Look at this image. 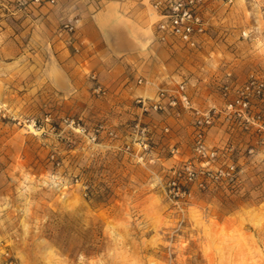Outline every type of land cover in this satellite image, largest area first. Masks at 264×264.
I'll list each match as a JSON object with an SVG mask.
<instances>
[{"label": "rangeland", "instance_id": "rangeland-1", "mask_svg": "<svg viewBox=\"0 0 264 264\" xmlns=\"http://www.w3.org/2000/svg\"><path fill=\"white\" fill-rule=\"evenodd\" d=\"M76 1L0 0V264H264V97L227 110L264 78V0L212 1L217 52L186 62L202 88L152 92L102 75ZM180 85L213 160L192 111L148 107Z\"/></svg>", "mask_w": 264, "mask_h": 264}, {"label": "crops", "instance_id": "crops-1", "mask_svg": "<svg viewBox=\"0 0 264 264\" xmlns=\"http://www.w3.org/2000/svg\"><path fill=\"white\" fill-rule=\"evenodd\" d=\"M77 4L76 0H68ZM81 1L82 0H78ZM151 0H91L83 20L84 31L98 39L102 47L103 74H131L141 78L152 92L163 83H203L188 73L186 65L189 53H198L199 58L217 52L219 38L214 36L222 28L218 11L207 19V33L200 37L199 48L195 51L179 49L178 43L161 44L155 38V16L150 8ZM148 4L142 13L139 4ZM30 6L38 7L31 2ZM93 8L94 12H89ZM217 10V9H216ZM153 20V21H152ZM209 45V46H208ZM183 48V47H182ZM207 50V51H206ZM189 52V53H188ZM210 52V53H211ZM144 90V91H143ZM145 89H138L135 96L143 95Z\"/></svg>", "mask_w": 264, "mask_h": 264}, {"label": "built area", "instance_id": "built-area-1", "mask_svg": "<svg viewBox=\"0 0 264 264\" xmlns=\"http://www.w3.org/2000/svg\"><path fill=\"white\" fill-rule=\"evenodd\" d=\"M43 0H34L40 4ZM49 3L55 4L56 0H48ZM214 0H151L150 8L156 18L154 23L155 38L158 43H178L184 49L195 51L199 48L200 37L207 33L206 15L210 9L211 2ZM232 5L233 0H217ZM264 26V18H263ZM65 29L73 32L72 26L66 25ZM246 37L247 33H243ZM141 83V82H140ZM249 97L263 98L264 97V78L258 81L250 80L245 84L240 98L233 103L228 104L227 110H243L248 109ZM165 102V103H164ZM144 108L145 101H138ZM170 108L178 106L192 111L195 117L196 126V152L199 157L207 161L213 160L216 153L208 151L204 144V135L206 128L213 122L212 115L201 113L193 109L191 100L188 97L185 86L180 85L176 90H160L157 98L148 104V107L158 111L165 109V105ZM146 111L147 108H144ZM1 114V109H0ZM185 194V193H184ZM9 264H13L10 262Z\"/></svg>", "mask_w": 264, "mask_h": 264}]
</instances>
